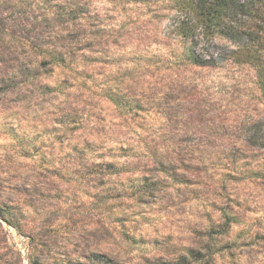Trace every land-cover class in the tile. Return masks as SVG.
Here are the masks:
<instances>
[{
	"label": "rangeland",
	"instance_id": "374dc122",
	"mask_svg": "<svg viewBox=\"0 0 264 264\" xmlns=\"http://www.w3.org/2000/svg\"><path fill=\"white\" fill-rule=\"evenodd\" d=\"M189 5L0 0V264H264V15Z\"/></svg>",
	"mask_w": 264,
	"mask_h": 264
},
{
	"label": "trees",
	"instance_id": "16d2710c",
	"mask_svg": "<svg viewBox=\"0 0 264 264\" xmlns=\"http://www.w3.org/2000/svg\"><path fill=\"white\" fill-rule=\"evenodd\" d=\"M190 1L191 9L198 12V27L203 28V37L209 36L216 32L224 33L231 39L237 41L242 40L244 50H250V47L257 45L256 43V13L264 15V2L262 5L256 6L257 0H186ZM260 1V0H259ZM257 7V8H256ZM262 10V11H261ZM256 12V13H255ZM196 24L189 26L180 23V32L182 36L192 35L197 29ZM259 31V30H258ZM238 42V41H237ZM193 62L200 64L206 62L202 55L192 52L189 55ZM204 60H203V59Z\"/></svg>",
	"mask_w": 264,
	"mask_h": 264
}]
</instances>
